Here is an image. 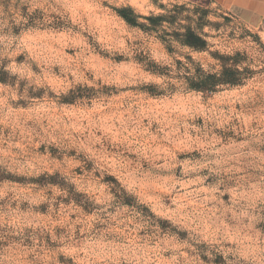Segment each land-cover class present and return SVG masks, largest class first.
<instances>
[{"label":"rangeland","instance_id":"374dc122","mask_svg":"<svg viewBox=\"0 0 264 264\" xmlns=\"http://www.w3.org/2000/svg\"><path fill=\"white\" fill-rule=\"evenodd\" d=\"M0 264H264V23L0 0Z\"/></svg>","mask_w":264,"mask_h":264},{"label":"crops","instance_id":"0c3cea01","mask_svg":"<svg viewBox=\"0 0 264 264\" xmlns=\"http://www.w3.org/2000/svg\"><path fill=\"white\" fill-rule=\"evenodd\" d=\"M231 10L246 23L256 26L264 23V0H211Z\"/></svg>","mask_w":264,"mask_h":264},{"label":"trees","instance_id":"16d2710c","mask_svg":"<svg viewBox=\"0 0 264 264\" xmlns=\"http://www.w3.org/2000/svg\"><path fill=\"white\" fill-rule=\"evenodd\" d=\"M126 20L129 22V23H132V24H137L136 21L134 19H129V17H126L125 15H123ZM189 44V43H188Z\"/></svg>","mask_w":264,"mask_h":264}]
</instances>
